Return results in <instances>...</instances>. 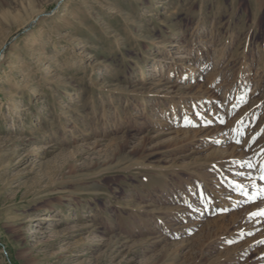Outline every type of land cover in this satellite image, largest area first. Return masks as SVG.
Wrapping results in <instances>:
<instances>
[{"label":"rangeland","instance_id":"obj_1","mask_svg":"<svg viewBox=\"0 0 264 264\" xmlns=\"http://www.w3.org/2000/svg\"><path fill=\"white\" fill-rule=\"evenodd\" d=\"M0 264H264V0H0Z\"/></svg>","mask_w":264,"mask_h":264}]
</instances>
